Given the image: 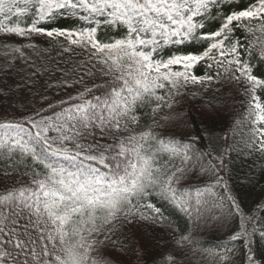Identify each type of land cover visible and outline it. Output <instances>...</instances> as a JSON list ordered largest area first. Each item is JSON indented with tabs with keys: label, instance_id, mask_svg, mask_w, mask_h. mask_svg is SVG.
I'll use <instances>...</instances> for the list:
<instances>
[{
	"label": "snow or ice",
	"instance_id": "snow-or-ice-1",
	"mask_svg": "<svg viewBox=\"0 0 264 264\" xmlns=\"http://www.w3.org/2000/svg\"><path fill=\"white\" fill-rule=\"evenodd\" d=\"M257 32L264 35V0H0V79L15 84L0 87V99L21 117L0 113V264H120L127 249L115 252L113 237L123 225L164 224L174 213L197 228L239 216L229 239L250 242L254 217L235 196L215 193H230L224 156L197 153L200 136L187 125L178 132L157 121L164 107L173 120L182 89L211 90L227 78L243 89L245 150L264 161V44L257 59L248 39ZM34 37L53 42L58 56L82 58L64 67L32 59L20 45ZM53 73L61 87L83 88L55 105L42 97L50 115L14 107H26L16 89L31 91ZM97 73L105 85L88 87ZM149 109L155 126L136 134L137 113ZM204 175L213 184L202 189L193 182ZM218 200L227 214L213 211ZM173 235L175 246L163 245L151 264H181L199 244L194 233ZM209 254L213 264H236L233 249ZM136 257L146 259L142 246ZM246 261L255 264L250 253Z\"/></svg>",
	"mask_w": 264,
	"mask_h": 264
},
{
	"label": "trees",
	"instance_id": "trees-1",
	"mask_svg": "<svg viewBox=\"0 0 264 264\" xmlns=\"http://www.w3.org/2000/svg\"><path fill=\"white\" fill-rule=\"evenodd\" d=\"M242 2L247 4L248 0H242ZM70 23L71 21L61 22L60 26L67 27ZM241 39L245 44L248 43L243 36ZM248 39L255 43L254 52L258 59L259 48L264 44V35L259 32L255 35L248 34ZM29 43L35 44L37 50L33 51L32 48H28ZM20 46L27 48L32 59L47 57L49 63L52 60H60L61 67L66 66L65 61L70 66L73 61H79L82 58L79 52L71 59L67 55L58 56V46H54L53 42L43 37H34L31 41L26 40ZM192 47H199V45ZM261 70L264 71V67ZM197 74H202V66H198ZM106 79L108 78L97 73L91 79H86L84 83L88 87L103 86ZM6 85L15 89V84L11 79H0V87ZM78 88L82 89L83 85L65 89L61 87L59 73L46 74L36 79L35 84L31 86V91L16 89V99L23 101L26 107H21L20 103H16L14 107L25 112L29 107L40 109L50 115L51 109L42 97H46L55 105L61 100H67L69 94L76 95ZM158 94H163L162 90H158ZM243 99V89L228 81L227 78L214 83L211 90L201 89L199 85H189L186 89H182L178 102L173 104L175 110L173 120L165 119L170 110L164 107L157 123L168 127L176 124L175 130L178 132L187 125L193 136L197 134L200 136L194 145L197 153H203L205 157L209 153L213 157L224 156L228 163L223 174L228 181L230 193L224 192L222 186H215V193L218 196H235L245 216L254 217L247 225L249 232L252 233L250 242L241 243L239 240L229 239L230 234L240 230L239 216H229L223 225L214 221H209L207 224L201 222L197 228L194 222L182 213H174L164 224L140 222L135 225H123L113 237L116 242L115 252H120L121 245L127 249L122 254L123 259L120 264H151L152 257L163 245L175 246L173 234L178 238L181 232L185 235L194 233L199 241L195 248L182 254L181 264H213L214 258L209 253H223L226 247L235 250L233 258L236 264H247L246 257L249 253L253 256L255 264H264V238H262L264 236V161L257 159L254 155H248L245 150L244 143L249 138L250 129L245 119L246 106ZM4 111L9 113L8 119L19 120L21 118L18 111H12L8 100L0 99V113ZM177 113L183 123L176 119ZM137 115L140 117V122L134 126L136 134L140 131H147L149 125L155 126L151 109L140 111ZM175 163L179 166L180 162L176 160ZM193 183L203 189L212 185L213 181L208 175H204L202 182L194 181ZM213 211L216 215L227 214L228 206L218 200L217 207ZM141 246L146 256L144 261H138L136 257V249H140Z\"/></svg>",
	"mask_w": 264,
	"mask_h": 264
}]
</instances>
